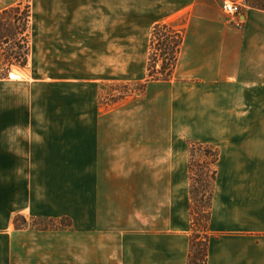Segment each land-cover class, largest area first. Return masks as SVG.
Here are the masks:
<instances>
[{
  "label": "crops",
  "instance_id": "0c3cea01",
  "mask_svg": "<svg viewBox=\"0 0 264 264\" xmlns=\"http://www.w3.org/2000/svg\"><path fill=\"white\" fill-rule=\"evenodd\" d=\"M239 1L237 16L222 11V0L41 4L43 38L73 54L92 35L112 41L115 32L149 49L154 25L181 31L172 79L151 89L170 125L114 127L106 114L88 131L52 134L39 122L49 117L2 111L0 79V264H186L190 143L218 151L207 264H264V12ZM21 2L0 0V12ZM34 168L44 169L39 181ZM17 215L68 217L72 226L17 230Z\"/></svg>",
  "mask_w": 264,
  "mask_h": 264
},
{
  "label": "rangeland",
  "instance_id": "374dc122",
  "mask_svg": "<svg viewBox=\"0 0 264 264\" xmlns=\"http://www.w3.org/2000/svg\"><path fill=\"white\" fill-rule=\"evenodd\" d=\"M47 2L51 4L52 0H24V4L32 6L36 20L30 39L31 52L26 67L10 70V78L14 80H8L9 73L1 80L2 111L33 112L49 117L39 122H48L52 134L61 128L88 131L95 123L104 121L106 114L111 115L107 121H112L114 127H150L154 119L159 126H169L165 100L152 98L156 94L151 89L158 84L150 82L144 89L141 86L147 78L146 40L116 39L120 34L115 32L112 41L92 35L91 39L79 41L80 53L75 49L73 54L71 49L59 47L60 41L43 38L41 4ZM118 27L114 23V31ZM52 124H56L55 128ZM82 147L83 159L88 157L87 143ZM68 154L71 156V152ZM49 158L54 156L50 153ZM204 158L200 151L195 152V161ZM42 170L33 169L37 172L34 179L40 180ZM48 170L55 173L60 169ZM64 190L66 197H71L73 185L66 184ZM22 216L26 219L25 227L38 230L47 225V222L38 224L36 219L42 218ZM62 219L64 225L70 222L72 226L68 217L59 220ZM71 226L55 229L70 230ZM69 248L66 242L65 255L71 257Z\"/></svg>",
  "mask_w": 264,
  "mask_h": 264
},
{
  "label": "trees",
  "instance_id": "16d2710c",
  "mask_svg": "<svg viewBox=\"0 0 264 264\" xmlns=\"http://www.w3.org/2000/svg\"><path fill=\"white\" fill-rule=\"evenodd\" d=\"M246 6L264 12V0H245ZM32 27V12L29 4L19 3L16 6L0 12V79H5L13 67L24 68L28 63L31 52L30 35ZM182 32L168 24L153 26L149 42L147 78L142 89L150 82L169 81L172 79L181 46ZM200 151L205 157L201 162L195 161L194 155ZM218 151L208 145L190 143L189 148V178L191 235L189 253L186 264H207L208 244L210 237L207 233L211 218L212 196L216 179L215 164ZM35 220V219H34ZM47 222L42 229L70 227L63 220L36 219ZM36 222V221H35ZM17 230L23 229L26 219L17 215L13 220ZM37 224V223H36Z\"/></svg>",
  "mask_w": 264,
  "mask_h": 264
},
{
  "label": "built area",
  "instance_id": "2783aa9c",
  "mask_svg": "<svg viewBox=\"0 0 264 264\" xmlns=\"http://www.w3.org/2000/svg\"><path fill=\"white\" fill-rule=\"evenodd\" d=\"M239 0H222L221 8L222 11L227 15L237 16L241 9Z\"/></svg>",
  "mask_w": 264,
  "mask_h": 264
},
{
  "label": "water",
  "instance_id": "95a60500",
  "mask_svg": "<svg viewBox=\"0 0 264 264\" xmlns=\"http://www.w3.org/2000/svg\"><path fill=\"white\" fill-rule=\"evenodd\" d=\"M10 74H11V73H9V78H10Z\"/></svg>",
  "mask_w": 264,
  "mask_h": 264
},
{
  "label": "bare ground",
  "instance_id": "6f19581e",
  "mask_svg": "<svg viewBox=\"0 0 264 264\" xmlns=\"http://www.w3.org/2000/svg\"><path fill=\"white\" fill-rule=\"evenodd\" d=\"M10 76H11V74H10Z\"/></svg>",
  "mask_w": 264,
  "mask_h": 264
}]
</instances>
